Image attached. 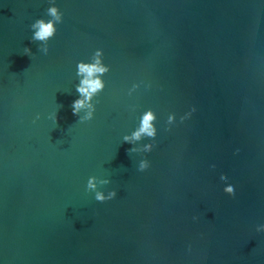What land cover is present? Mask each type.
Instances as JSON below:
<instances>
[{
  "label": "water",
  "instance_id": "1",
  "mask_svg": "<svg viewBox=\"0 0 264 264\" xmlns=\"http://www.w3.org/2000/svg\"><path fill=\"white\" fill-rule=\"evenodd\" d=\"M50 6L0 0V264H264V0H55L44 54ZM96 49L110 71L81 123ZM149 109L155 139L123 142Z\"/></svg>",
  "mask_w": 264,
  "mask_h": 264
},
{
  "label": "clouds",
  "instance_id": "2",
  "mask_svg": "<svg viewBox=\"0 0 264 264\" xmlns=\"http://www.w3.org/2000/svg\"><path fill=\"white\" fill-rule=\"evenodd\" d=\"M49 3L52 6L46 9V15L50 18L47 20L43 18L37 19L30 26L33 30L31 40L32 42H41L39 50L44 54L49 52L48 41L55 36L57 32V24L63 22V13L57 6H55V0H49ZM24 54L31 56V49L25 47ZM103 56V49H96L91 57V62L80 61L77 64L76 75L79 78V83L76 85V92L79 94V98L73 101L71 107L73 115L78 116L79 122L81 123L91 121L94 118V113L96 111V105L93 102L94 98L105 88V81L102 77L110 71V67L103 62ZM139 86V84H133L132 88L129 89V95L139 88ZM195 111L196 108L192 107L190 112L180 117L181 122L190 117L192 112ZM81 112H84V115H81ZM50 118L57 120V114H54ZM175 118V114H170L167 118L168 123L172 124L175 121ZM38 119H40L39 114L36 116V120ZM155 120L156 115L151 109L145 111L140 118L138 128L133 131L131 135H125L123 137V142L134 145L144 137L154 140L157 135ZM153 147V143H147L144 144L142 148L132 147L128 151L134 153L141 151L143 153H149L153 150ZM149 167L150 162L146 158L139 161V171H145ZM212 167L215 168V165H212ZM220 180L226 182L227 177L222 174ZM109 183L110 181L108 179L91 176L88 178L85 190L87 192H93L95 194L94 198L98 202L112 200L117 196L115 190L108 191L107 194L99 190L100 186L108 185ZM223 191L229 196L235 195L234 187L231 184L224 187ZM193 219H197V217H194ZM256 231L264 232V224L258 225Z\"/></svg>",
  "mask_w": 264,
  "mask_h": 264
}]
</instances>
